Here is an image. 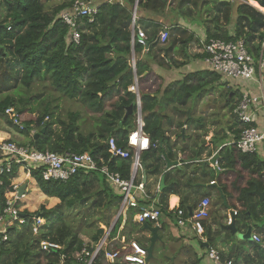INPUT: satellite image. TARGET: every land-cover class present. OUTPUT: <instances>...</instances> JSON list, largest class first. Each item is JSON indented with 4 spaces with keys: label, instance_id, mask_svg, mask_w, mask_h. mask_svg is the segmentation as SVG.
I'll return each mask as SVG.
<instances>
[{
    "label": "trees",
    "instance_id": "trees-1",
    "mask_svg": "<svg viewBox=\"0 0 264 264\" xmlns=\"http://www.w3.org/2000/svg\"><path fill=\"white\" fill-rule=\"evenodd\" d=\"M50 1L0 0V115H5L7 108L14 109L23 128L18 129L10 118L7 121L13 124L17 131L29 137V146L40 151L48 150L58 154L66 151L89 152L100 154L108 159L107 140L113 136L120 147L132 152V149L127 146V135L134 127L135 96L128 91V86L132 83L134 75L129 62L132 52V7L136 0H123V4L117 1L85 0L96 4L98 11L92 21L87 17L78 19L80 30L78 42L71 39L70 27L59 16V13L69 9L76 0H58L56 4L47 8L46 4ZM208 1L137 0L136 25L140 26L147 35L148 49L150 44L156 41L159 31L166 26L169 30L167 42L171 46L179 45L181 52L188 58L193 34H188V30L181 21L185 23L191 21L205 28L206 39L218 38L226 41L244 39L250 52L257 56L261 42L264 40V14L250 4H241L237 9L235 31L231 34L220 23L221 16L226 21L230 20L229 3L215 0L218 10L215 14L208 13V10L204 12L200 8V6L209 5ZM255 1L264 7V0ZM253 3L257 6L255 2ZM141 50L143 47L135 44L134 53L137 55ZM184 63L185 61H181L177 65ZM135 72L140 76L143 129L152 143L157 142L156 146L150 145L148 149L142 151L140 158L143 165L147 166L149 174H159V164L155 161L159 160L162 154L171 156L169 138L165 137L158 127L165 116L161 110L157 109V105L161 102L153 88V86H159V82L150 71L149 62L146 59L136 58ZM198 74H187L179 82V90L173 89L174 95L178 91L188 94L197 88L202 89L210 82L207 79L204 83L203 77H199ZM212 75V81L215 78L219 79L218 75L213 73ZM44 79H48L58 92L71 99L78 98L88 108L99 114L94 132L81 133L75 123L76 114H71L69 121L65 122L55 115L54 107L51 108L49 105L35 120L26 119L24 105L30 103V97L19 93L22 90L29 91L34 83L42 82ZM227 94L226 102L233 116V124L229 125L228 131L236 139L244 126L233 114L240 91L229 89ZM236 96H238L237 99H235ZM109 100L112 102L106 110L105 103ZM181 102H184V99H181ZM131 105L132 111L126 115ZM58 122L61 123L60 129L56 127ZM33 128L37 130L31 134ZM225 135V133L220 135L219 140H222ZM205 147L200 148V152ZM212 154L213 151L209 150L208 156ZM218 154L220 167L229 169L240 165V170H246L257 179L259 182L256 181V184L264 190V185L261 183L264 181V160H261L255 152H241L235 144H228L224 145ZM146 162H148L147 165ZM109 166L123 177H127L131 159L114 158ZM20 169L30 175L36 187L44 195L57 198L58 202L52 207L41 204L33 211L21 208L26 221L24 224H14L8 228V238L0 244V264H85L95 244L105 233L104 228L99 227L97 222L101 221L109 228L110 219L102 213L97 217L96 222L87 223L93 226V229L88 228L84 232L80 227L76 229L72 225L69 226L74 209L80 210L89 203L93 208H104L107 211L113 209V212H117L122 199L121 192L112 187L98 171H78L62 181L44 179L38 169H24L14 165L12 172L2 177L0 209L7 198L18 197V190L14 188L13 179L17 177ZM23 175L22 173L20 177ZM225 176H228L227 171L223 173V191L233 194L234 191L231 190ZM165 178L169 180V173L165 174ZM171 186L172 183L161 191L157 205L161 212L167 210V197L172 190ZM253 186L254 184L250 182L248 187L238 188V202L243 206V210L237 211L235 217H240L247 211H250L252 218L264 214V201L257 210L259 203L248 202L249 199L245 197L246 191ZM9 193L11 195L8 196ZM15 203L16 206L20 205L18 200ZM180 208L187 211L184 206ZM92 210L85 208L79 211L83 214L81 218L86 219L85 214ZM136 212L132 210L130 214ZM36 215L43 219V223L39 226L38 233L34 234L31 227L33 217ZM120 222L119 216L111 227L110 237L116 233ZM16 225L25 227L19 238H16L19 247L11 242L9 235L12 226ZM43 240L55 243L59 248L43 249L40 245ZM83 249L85 253L82 252ZM102 253L100 250L94 255L91 264H99Z\"/></svg>",
    "mask_w": 264,
    "mask_h": 264
},
{
    "label": "crops",
    "instance_id": "crops-1",
    "mask_svg": "<svg viewBox=\"0 0 264 264\" xmlns=\"http://www.w3.org/2000/svg\"><path fill=\"white\" fill-rule=\"evenodd\" d=\"M98 1L116 2L117 0ZM219 1L228 2L230 9H234L235 16L233 17V13L230 12L229 21H224L222 16L220 18V23L231 34L233 33L234 22L237 20V9L241 4H250L264 12V7L260 6L255 0ZM252 1L262 9H259ZM208 2L209 5H203L200 8L204 12L208 10V13L217 14L216 1L209 0ZM156 19L161 20L160 18ZM181 23L188 30V34H193L189 46L190 56L188 58L185 57V53L181 52L179 45L171 46L169 42L161 44L157 41L150 44L148 51L141 50L137 55L134 54L138 58L148 60L150 71L158 78L159 86H153V88H155L154 93L161 102L157 105V109L161 110L163 115H165L163 121L159 123H161L162 133L169 138L171 146V156L162 154L159 160H154L156 164H159V174H149L147 166H144L142 162V166L136 172L135 184H141L148 197L143 196L139 190L134 192V196L139 206L156 207L159 203L161 191L172 183V190L167 197V210L166 212H161L157 222L146 220L143 223H139L136 218L139 207L126 206L121 209L120 202L119 208L117 212L114 211V217L110 222V226H113L120 216L119 228L111 237L109 235L102 247L103 253L100 255L99 264H125L123 255L131 250L129 247L130 241H136L148 248L151 232L147 225L159 227V238L155 240L152 255L147 260L148 264H213L207 255V250L210 247L216 248L223 259L232 260L233 264H264V214L252 218L250 211H247L245 214H241L240 217H235L232 224H226L227 216L232 213L233 209L237 211L243 210V206L238 202V188L248 187L249 183L252 182L254 186L246 191L245 197L249 199L248 202L259 203L257 204V210L262 206L264 190H261L256 184L258 180L253 178L246 170H240V165L229 169L220 167L218 165L219 154L217 167L211 163L200 165L197 161L192 160L196 156L200 159H209L215 152L218 153L224 145L231 144L234 140V135L228 131V127L233 124V116L231 115L232 119L228 118V113L226 112L228 108L227 102L226 100L225 103L222 101L223 92L222 94L214 93L212 97L203 100L205 91L213 89L206 87L217 81L216 78L214 81L211 80L212 73L218 75L209 69L204 62V53L201 52V41L206 38L205 28L191 21L188 23L181 21ZM181 61H185V63L177 65ZM194 73H199L198 75L203 77L204 83H206L207 79L210 82L207 85L205 84L206 87L199 89L193 97L190 94L191 91L188 94L178 91L174 95L173 89L179 90V82L187 74ZM226 82L225 80V86ZM233 87V89H238L239 91L244 89L255 94L259 92L258 85L252 80H236ZM192 98L194 100H191ZM181 99H184V102L180 103ZM223 115L226 121L222 124ZM4 122L0 121V139L7 138L24 145V141L27 139L24 140L22 134L15 132L9 126V123L7 125ZM256 124L260 129L264 128V115L261 111L256 119ZM223 133L226 135L222 140H219L218 137ZM14 138L16 139L14 140ZM204 146L206 147L200 152V148L202 149ZM209 150L213 151L211 156H208ZM255 153L261 160H264V141L259 143ZM175 162L176 164H174ZM168 163H170V166H168ZM147 164L148 162H146ZM225 171L228 172V176H225V178L228 180L231 190L234 191L233 194L223 191L224 182L222 178H224L223 173ZM22 173H24L23 176L28 178V182L24 184L34 188L31 200L41 201L37 203L38 207L41 204H45L47 207L45 202L47 199L48 203H51L50 207L58 202L57 198L44 195L36 187L35 181L29 174L25 175V172H18L17 177L14 178V180L17 179L13 181L16 190L20 188L18 181ZM167 173H169V180L165 178ZM162 177L164 181L161 186L160 180ZM261 183L264 185V181ZM24 184L21 185L23 188L25 187ZM25 189L27 188H24L22 195L25 193ZM256 189L263 193L262 199L255 192ZM204 197L210 198L211 202L209 217L204 220L205 231L200 236L194 231L190 223H186L183 227L178 226L175 212L180 206H184L190 214V211ZM52 198L56 200L54 203L51 200ZM22 203L25 206L21 207L19 205L20 208H26L29 211L31 205H33L32 210L38 208H35L34 202L29 204L30 206L24 200H22ZM132 210L137 212L131 215ZM249 226L251 227V235L256 233L260 236L261 240L259 242L243 237V235H246Z\"/></svg>",
    "mask_w": 264,
    "mask_h": 264
},
{
    "label": "built area",
    "instance_id": "built-area-1",
    "mask_svg": "<svg viewBox=\"0 0 264 264\" xmlns=\"http://www.w3.org/2000/svg\"><path fill=\"white\" fill-rule=\"evenodd\" d=\"M120 4L124 2L117 0ZM98 11V6L92 1L76 0L70 8L62 11L61 19L70 27L71 39L78 42L80 39V30L78 19L87 17L90 21ZM137 19V0L132 7V29H131V56L130 66L134 72L132 83L128 86V91L135 96L134 107V127L127 135V146L129 150L120 147L115 138L110 136L107 140L108 159H105L100 154H92L89 152L75 153L66 151L62 154L50 152L48 150L40 151L29 145L19 144L11 139H0V184L2 177L9 175L12 172L13 166L18 165L24 169H38L41 171L44 179H55L65 181L78 171L100 172L105 180L114 188L118 189L122 194L121 209L126 206L139 207L136 218L139 223L146 220L158 221L161 210L159 207L152 208L139 206L134 192L141 191L143 196L148 197L142 185L135 184L137 169L142 166L140 154L148 149L150 145L156 146L157 142L152 143L149 136L144 132V120L141 109V99L139 90V79L135 72L136 56L134 55L135 44H140L143 50H148L147 35L145 31L136 25ZM169 38L168 27L164 26L159 31L156 41L161 44H166ZM201 52L204 53V62L209 69L226 80V88H232L236 80H252L259 87L258 93H253L248 90L241 89L240 97L233 108V114L238 121L244 125L240 131L239 137L234 139L231 144L245 153H254L258 149L259 143L264 141V128L260 129L256 124V119L260 111L264 115V40L261 42L258 55L255 56L250 52L248 45L242 38L236 40H221L218 38L204 39L201 41ZM9 115L12 122L23 128L19 122L18 114L12 108H7L5 111ZM114 158L131 159L130 171L127 177H122L118 171L110 168L109 163ZM216 167L217 161L215 162ZM15 196H17L15 194ZM210 198H202L190 214L182 208L176 209V223L183 227L186 223H190L194 231L200 236L205 231L204 220L209 217ZM237 210L233 209L232 213L227 216L226 224H232V215L235 217ZM26 218L22 214V209L16 206L14 198H7L5 204L0 209V244L8 238L7 230L11 225L24 224ZM43 223V219L38 215L33 217L32 232L38 233L39 226ZM112 226V225H111ZM111 226L107 228L104 235L95 244L94 250L90 258L85 264H91L92 258L104 246L108 239ZM253 241L259 242L260 236L251 235ZM41 248H59L55 243L48 241L40 242ZM130 251L123 255L125 264H148L147 248L140 245L136 241L129 242ZM85 253V250H82ZM208 257L213 264H233L232 260L223 259L219 251L210 247L207 250Z\"/></svg>",
    "mask_w": 264,
    "mask_h": 264
},
{
    "label": "rangeland",
    "instance_id": "rangeland-1",
    "mask_svg": "<svg viewBox=\"0 0 264 264\" xmlns=\"http://www.w3.org/2000/svg\"><path fill=\"white\" fill-rule=\"evenodd\" d=\"M57 1L58 0H51L50 3L48 2L46 4V7L48 8V7L53 6V4H56ZM236 1H238V0H236ZM230 12L233 13V17H234L235 16L234 9L231 8ZM61 13H59V16L61 15ZM262 13L264 14V12H262ZM228 26H229V24H228ZM232 31L233 32L235 31V22H234V26H233V30ZM263 80H264V77H263ZM206 88H213V89L205 91V97H204L203 100H206L209 97H212L214 95V93L222 94V92H223L222 101L225 103L226 96L228 95L227 91L229 89H233L234 87H232V88L230 87L229 89H227L225 87V80L223 78H221V80H220V77H219V79H217L216 82L210 84ZM240 88H241V86H240ZM198 91H199V89L197 88L196 90L191 91L190 94L193 97L195 94H197ZM19 94L20 95L21 94L22 95H26V96L30 97V103L24 105L25 109H26L25 113L27 115V117H26L27 120H29V119L35 120L39 115H41L43 109L47 105H49L51 108L54 107L55 115L57 117H59L62 121L68 122L69 119H70V115L73 114V113L76 114L75 123L78 126L79 131L81 133L88 134L89 132H94L95 129H96L97 119L99 118V114L97 112H94L90 108H88L78 98H72L71 99V98L67 97L66 95H63L62 93H60L57 90H55L52 87V85L50 84L48 79H44V81H42V82L34 83L31 86L29 91L22 90V92L19 93ZM17 96H18V94H17ZM237 98H238V96L235 97V99H237ZM191 100H194V98H192ZM110 102H112V100H109L108 102L105 103V107L104 108L106 110L109 109L108 107H109V103ZM227 106H229V104ZM226 112L228 113V118H231V113H230V110L228 108H227ZM9 118H10L9 115L6 114V113H5V115H0V121L1 120H2V122L5 121L7 125L9 123L7 121ZM224 119L225 118H224V115H223L222 116V124L226 121ZM9 126H11V128H13V130L15 132H18L19 134H22L24 136V140L27 139L26 141H24V143H25L24 145H28L29 137L26 136L25 134L20 133L19 131H17L19 129V127L17 129L16 127L13 126V124H10V123H9ZM56 127L58 129H60L61 123L60 122L56 123ZM36 130H37L36 128H33L30 133L32 134ZM15 139L16 138H14V140ZM1 140H7V138H2ZM20 172H23V171L21 170ZM26 174L28 175L27 172H25V175ZM16 180L13 179V181H16ZM18 182H19L18 186H21L22 184L27 183L28 182L27 176L20 177V180ZM25 187L27 188V189H25V193L21 197L14 198L15 202H16V200H18L20 202V206L21 207L25 206V204L22 203V200H24L25 203H27L28 205L32 204V202H34L35 208L38 207L37 203L41 202V201L38 200V202H36L37 201L36 199L31 200L32 197H33V192H34L33 189L34 188L28 187V185H25ZM7 195L9 196L11 194L9 193ZM51 200H52L53 203L56 201L54 198H52ZM45 202H46L47 207L51 206V203H48V199ZM30 208H31L30 211H33L32 210L33 209V205H31ZM76 208H79V207H76ZM85 208H87V210H92V209H94V210H92L93 212L91 211L89 213H86L85 214V218L86 219H82L81 215H83V214H81V212H79V211H83ZM102 213H105L107 215L108 219H110V222L112 221V218L114 217V214H115V212H113V209L107 211L104 208H93V206L91 204L89 205V203H87L83 207H81L80 210L79 209H74L73 216L71 217V220L69 221V226L72 225L73 228H76V229H78L80 227V229H83V231L86 232V230H88V228L93 229V226H89L87 223H89V222L91 223L93 221L96 222L97 217L102 215ZM97 224H98L99 227H102V228L105 227V224L103 222H101V221L100 222L98 221ZM106 229L107 228L105 227L104 230H106ZM23 230H25L24 226L16 225V226H12L11 230L9 231L11 242H13V244L16 245L17 247H19V245L16 242V238H19V235L21 234V232Z\"/></svg>",
    "mask_w": 264,
    "mask_h": 264
},
{
    "label": "water",
    "instance_id": "water-1",
    "mask_svg": "<svg viewBox=\"0 0 264 264\" xmlns=\"http://www.w3.org/2000/svg\"><path fill=\"white\" fill-rule=\"evenodd\" d=\"M132 105L129 107L128 109V112H126V115L128 113H130L132 111ZM159 129L161 130V123H159ZM44 131V129H43ZM162 131V130H161ZM217 158H218V153L215 152L211 157H209V159H200L198 158L197 156L194 157L192 160L194 161H197L200 165H208L209 163L211 164H215V162L217 161ZM172 164V163H171ZM176 164V162L174 163ZM168 166H170V163H168ZM163 181H164V178L162 177L161 180H160V185L162 186L163 185ZM23 187L20 186L19 190H18V197L22 195L23 193ZM255 192L257 194H259L260 198L262 199L263 198V193L262 192H259L257 189L255 190ZM232 219L234 221L235 217L232 215ZM229 226V225H228ZM148 229L150 230L151 232V237H150V245L149 247L147 248V260L151 257L152 255V249H153V245L155 243V240L158 239V226H155V227H152V226H148ZM243 237H247V238H251V227L249 226L247 231H246V235H243Z\"/></svg>",
    "mask_w": 264,
    "mask_h": 264
},
{
    "label": "clouds",
    "instance_id": "clouds-1",
    "mask_svg": "<svg viewBox=\"0 0 264 264\" xmlns=\"http://www.w3.org/2000/svg\"><path fill=\"white\" fill-rule=\"evenodd\" d=\"M134 106H135V104H134Z\"/></svg>",
    "mask_w": 264,
    "mask_h": 264
}]
</instances>
